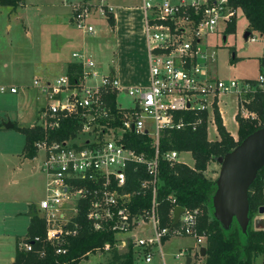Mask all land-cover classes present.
<instances>
[{"label": "built area", "instance_id": "built-area-1", "mask_svg": "<svg viewBox=\"0 0 264 264\" xmlns=\"http://www.w3.org/2000/svg\"><path fill=\"white\" fill-rule=\"evenodd\" d=\"M140 1L148 47L146 85L122 86L115 70L104 73L84 51L72 53V63L81 66L75 79L64 72L53 77L34 76L32 80L47 100L39 123H35L46 132L44 138L35 141L37 153L43 151L40 166L47 175L46 193L32 207L45 221L46 240L56 245L58 254L67 252V236L78 233L77 214L83 206L89 228L112 231L117 251L131 246L134 262L165 264L162 244L173 234L193 235L199 244L204 243L206 234L197 232L199 208L183 206L178 221L173 223V209L179 204L173 193L167 196L173 203L170 221L161 224L157 199L159 160L186 163L180 159L184 151H160L162 130L185 126L194 129L202 123L204 111L207 126L210 121L216 126L214 111L217 109L223 116L221 94L229 91L236 95L235 119L238 113L250 118L257 116L246 103L256 90H264L263 72L252 79L230 80L213 73L216 52L207 44V36L225 32L237 17L239 9L230 0ZM111 16L113 6L106 0H80L71 5L69 19L78 31L93 35V21L102 17L108 20ZM257 34L251 31L246 41L264 40ZM0 91H17V86L0 84ZM119 91L133 99L130 106L118 102ZM112 92L116 94L114 107L107 98ZM179 111L183 113L177 114ZM71 115L80 124L73 134L62 140L48 137V130L58 128L64 117ZM130 132L148 134L154 154L148 156L147 152L126 145L125 134ZM129 164L144 175L129 179ZM136 195L147 198L148 205H141ZM135 205L138 208L134 211ZM257 213L256 216L264 217V212ZM261 229L264 231V226ZM41 239L38 234L25 236L19 246L31 251L34 242ZM109 247L110 243L105 242L104 249ZM176 254L178 257L182 252ZM260 255L264 264V252ZM156 256L162 261L156 262Z\"/></svg>", "mask_w": 264, "mask_h": 264}, {"label": "rangeland", "instance_id": "rangeland-1", "mask_svg": "<svg viewBox=\"0 0 264 264\" xmlns=\"http://www.w3.org/2000/svg\"><path fill=\"white\" fill-rule=\"evenodd\" d=\"M75 1L78 0H23L22 5L13 8L15 10L13 13L8 12L9 14H6L3 11L1 14L2 19L10 20L12 28L9 40H7V33L0 22L3 33L0 40V52L4 55L3 58L6 56V61L10 63V66L16 65L19 67L18 69L22 68L18 76L11 80L17 86L18 92L0 91V116L6 120L13 119L18 126L39 123V114L47 100H45L40 88L32 83V80L34 76L45 78L46 76L58 75L59 68L56 66L58 60L62 56L65 59H72V51L80 48L65 44L64 40L68 36L67 30L75 34L76 41L79 42L80 38L84 41V46L80 50L82 49L81 51L88 55L93 54L91 56H93L96 65L101 67V71L107 73L110 69L108 64L113 59L117 72H119L117 57L114 55V46L111 51L106 43L109 33L103 31L102 34L96 30V34L93 35L83 34L70 22L71 4ZM106 2L140 4V0H106ZM7 9L5 8V10ZM102 20L105 19L102 17L100 20L93 21L95 29ZM235 21L234 32L220 31L207 36V44L216 52L213 73L225 80L256 78L261 72L259 58L264 56V40L258 39L249 42L243 38L247 28V20L242 10H238ZM253 34L258 36L256 31H253ZM96 36L102 38L98 37L95 40ZM224 36L225 39H223ZM233 53H235L234 58H232ZM134 61L136 70L130 74V77L134 76L140 79L144 76L143 67L139 65V58H135ZM117 98L122 106H130L133 102V99L123 91L117 93ZM220 107L223 112L224 125L230 132L234 133L233 136L236 139L238 136L237 120L234 118L237 110L236 95L232 91L221 94ZM0 120L3 122L4 119ZM16 129L18 130L17 127L9 129V134L5 138L0 136V177L1 175H8L7 178L11 183L9 186L11 192L8 196L16 200V204L23 211V215L30 217L31 207L37 206L38 201L45 196L47 175L40 166L43 151L40 150L34 157L25 155L23 150L25 137ZM207 130L209 139H219L220 134L213 121L209 122ZM180 159L189 165L193 164L194 161L191 152L188 150L181 152ZM34 167L35 169H33ZM219 170L220 164L217 161H209L206 170L207 175L216 178ZM25 235L23 230H20L19 237L22 238ZM205 241L199 244L196 238L189 234L170 235L162 244L165 264H187L188 256L192 258L189 264H203L204 256L200 255L199 247L205 246ZM15 247L16 239L2 238L0 241V264L6 262L8 255L15 251ZM178 252H182V254L177 257L176 253ZM87 254L88 256L81 259L77 264H102L107 257L106 252H89ZM155 261L162 260L156 256ZM253 264H261L259 255Z\"/></svg>", "mask_w": 264, "mask_h": 264}, {"label": "trees", "instance_id": "trees-1", "mask_svg": "<svg viewBox=\"0 0 264 264\" xmlns=\"http://www.w3.org/2000/svg\"><path fill=\"white\" fill-rule=\"evenodd\" d=\"M23 0H0V6H11L17 8L22 5ZM230 4L243 11L247 20L246 31H256L264 37V0H230ZM114 16L108 18L109 24L113 27ZM235 18L231 21L225 32H234ZM235 57L232 56V58ZM260 70L264 73V56L259 58ZM81 66L74 63L68 65L67 72L71 79L76 78V73H80ZM253 98L246 103L250 111H255L257 116L244 117L239 113L236 115L237 134L236 139L225 127L223 118L215 109V124L218 130L219 139L211 140L208 137L207 113L202 112L204 119L194 129L192 126L184 128L163 129L159 139L160 151L177 149L179 151L188 150L193 156V164L174 162L170 164L165 159L159 160L160 166V186L158 188L157 199L159 200V215L161 224L165 225L170 221V208L172 201L167 198L169 193H173L177 203L190 208H199V220L197 232L206 234L205 256L203 264H253L255 258L264 252L263 241L264 231L255 228L253 219L256 217L258 207L264 203V166L257 171L253 183L248 189L249 215L251 222L247 230L243 232L236 219L233 220L229 228H224L222 223L212 214V195L216 189L215 178L207 175L206 170L209 161L224 154L240 142L246 135L253 132L259 126L264 125V90L258 89L253 93ZM116 94L107 95L112 107L116 103ZM182 114V111L176 112ZM191 114V113H188ZM17 127L25 135L24 152L28 157L37 155L35 141L46 136L45 130L37 124ZM80 127L76 116H67L61 121L56 129L47 131L48 137L62 140L70 136ZM125 143L138 152L145 151L148 156L154 154L151 147V137L146 133L130 132L125 134ZM129 179L144 173L142 170L134 169V164L127 165ZM130 184V183H129ZM131 186V184H130ZM136 195L141 205H148L147 198ZM138 205L133 207L135 211ZM86 208L83 206L77 214L79 220V230L75 235L67 236V252L58 254L55 252V244L46 240V224L37 214L30 217V224L27 236L38 234L40 241H35L31 251L20 248V238H17L15 247V259L12 264H77L81 259L88 256V252H106L107 257L102 264H134V252L131 246L125 251H117L114 246L115 236L112 231H94L89 228L86 216ZM71 226L72 223H68ZM105 242L110 243L108 249H104ZM43 252V254H41Z\"/></svg>", "mask_w": 264, "mask_h": 264}, {"label": "crops", "instance_id": "crops-1", "mask_svg": "<svg viewBox=\"0 0 264 264\" xmlns=\"http://www.w3.org/2000/svg\"><path fill=\"white\" fill-rule=\"evenodd\" d=\"M78 1H75L72 4L78 3ZM110 4L111 6H113V13H114L113 27L109 24L107 20H102L100 21V23L97 24L95 30H97V32L102 34L104 33L103 31L109 33L108 37L106 38V43L109 45L111 51L113 50V46H114L115 53L114 52L113 53L117 57L116 62L119 65V69H118L119 72H117L113 59L110 61L109 64L108 63L107 64L109 65L110 69L112 68L113 70H115L122 86L147 84L149 82L148 47L146 46V40H145V29H144V20H143L144 15L143 12L141 11L140 4L139 5L133 3L126 4L125 2L122 3L115 2ZM5 8L8 9L5 10ZM3 11H5L6 14L8 12L11 14L15 10L11 8V6L9 7L0 6V22L3 25L5 32L7 33L6 38L7 40H9L12 24L10 20L8 21L6 18L2 19L1 14L3 13ZM67 31H68L67 32L68 36L64 40L65 44L68 45L70 44L72 46H78V48L79 47L83 48L84 41L81 40V38L79 42L78 40L76 41V38H74L75 34L70 30ZM2 36L3 33L0 28V40ZM101 36H96L94 39L96 40L98 39V37ZM80 48L78 50L72 51V53L81 51L82 49L80 50ZM85 48H86V43H85ZM72 53H71V57H72ZM3 56L4 55L1 53L0 54V84H5L8 86L15 85V83H12L11 80L14 79V77L18 76V73L19 71L22 70V68L18 69L19 67H16V65L10 66V63L6 61V56L4 58ZM135 58L140 59L139 65H142L144 71V76H142L140 79L134 76L130 77V74L133 73L134 70H136L135 69L136 64L134 61ZM73 61H74L73 58L65 59L62 56L58 60V64L56 65L59 68L58 75L67 72L68 65ZM11 92L16 93L18 91H11ZM0 119H4L3 122H0V136L5 138V136H8L9 134L10 131L9 129H14L13 126L14 120L9 118L10 121L13 122V125L12 127H6L4 123H6V121L8 120H6L3 116H0ZM30 125H33V123H31ZM19 126H23V125H19ZM17 131L21 132L20 130ZM233 134L234 133H232V135ZM33 169H35V167ZM7 177L8 175H1L0 177L1 178L0 179V241H2L3 237L8 238L10 240L16 239L17 241L16 237L20 238V240L23 238V237L22 238L19 237L20 230H23V232L26 234L25 236H27V230L30 224L31 216L29 217L28 215L27 216L23 215L22 213L23 211L20 210L19 205L16 204V200L15 199L13 200L8 196V194H10L11 192L9 187L11 183ZM31 210L32 207L29 211V214L31 213ZM14 254L15 251L9 254L8 255L9 257L8 259H6V262L4 264H12V262L15 259ZM259 257L260 260L262 261L261 255H259ZM134 264H141V263L136 261L134 262Z\"/></svg>", "mask_w": 264, "mask_h": 264}, {"label": "water", "instance_id": "water-1", "mask_svg": "<svg viewBox=\"0 0 264 264\" xmlns=\"http://www.w3.org/2000/svg\"><path fill=\"white\" fill-rule=\"evenodd\" d=\"M249 31H245L243 38L247 39ZM225 39V36L223 37ZM235 53L232 54L234 56ZM6 127H12L13 122L4 123ZM220 164V170L215 178L216 189L212 199V214L224 228H229L234 219L237 220L241 230L245 232L251 218L249 213L248 189L253 183L257 171L264 166V125L259 126L253 132L246 135L232 150L220 154L214 159ZM184 207L177 204L173 209V223L179 219V214ZM258 212H264V204L258 207ZM36 214L32 207L30 216ZM255 228L264 226V217L256 216L253 219ZM200 255L205 256V246L199 247ZM191 262L188 256L186 263Z\"/></svg>", "mask_w": 264, "mask_h": 264}]
</instances>
